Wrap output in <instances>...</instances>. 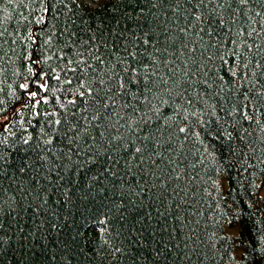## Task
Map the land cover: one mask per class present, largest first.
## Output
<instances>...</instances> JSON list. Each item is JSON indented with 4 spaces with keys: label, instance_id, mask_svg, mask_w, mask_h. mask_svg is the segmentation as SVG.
<instances>
[{
    "label": "trees",
    "instance_id": "obj_1",
    "mask_svg": "<svg viewBox=\"0 0 264 264\" xmlns=\"http://www.w3.org/2000/svg\"><path fill=\"white\" fill-rule=\"evenodd\" d=\"M108 2L99 0L87 13L75 5H70L69 10L57 3L54 7L58 18L52 21L51 30L59 33L67 22L72 30L79 29L84 39L90 33L119 31L118 21L131 23L136 30L135 21H125L121 15L127 0H113L114 8L102 10ZM3 7L5 16L12 14L5 26L14 32L12 24L19 19L17 6ZM170 7L165 5L160 12ZM73 19L75 24L71 23ZM146 19L158 37L164 27L170 26L162 17L158 21L152 16ZM172 19L169 13V22ZM144 20L142 17L141 23ZM25 27L20 25L12 62L9 64L8 57L4 58L6 71L0 84V118L6 116L0 123V157L4 158L0 167V199L4 200L5 209H13L12 215L5 214L4 229L0 231V264H264V109L258 115L250 112L256 117L251 122L243 120L239 113L226 115L231 105L221 104L209 90L207 103L215 104L216 115L206 107L205 123L198 125L192 120L187 140L184 134L168 127L149 129L160 144L163 157L156 167H150L147 159L140 169L134 166L135 161L125 164L120 158L122 150L114 148L117 163L108 165L110 172L103 170L101 159L97 165L84 167L69 184L72 165L65 159L66 125H61L59 138L47 145L45 141L54 133L42 115L34 116V101L28 100L25 91L18 87L28 83V91L35 90L31 81L36 77L24 66L26 62L31 64L24 58L26 52L39 55L41 66L51 75V68L63 62L53 58L45 66L43 57L62 44L53 37L55 47L37 48L30 43L25 46L20 42ZM32 28L35 31V25ZM41 38H46L43 33ZM32 69L37 71L35 65ZM95 71H100L98 66ZM61 76L63 79V73ZM89 79L94 96L103 97L113 87L107 83L99 85L95 76ZM48 83L51 86L54 82ZM56 94L62 102L75 98L67 92ZM170 102H178L174 94ZM77 105L85 107L79 99ZM97 106L93 98H88L87 112L81 114L90 115ZM71 107L75 110V106ZM35 110L61 111L51 98L48 105L41 104ZM164 110L167 111L166 106ZM68 119L75 123L71 116ZM110 134L115 133L105 130L106 137ZM28 137L30 142L25 145L23 140ZM97 148L101 156L108 151L99 143ZM61 164L67 167L60 168ZM53 168L59 169L65 179L57 181V172L50 171ZM37 205L42 210L34 213ZM234 227L236 233L230 231ZM116 248L121 251L115 252Z\"/></svg>",
    "mask_w": 264,
    "mask_h": 264
},
{
    "label": "snow or ice",
    "instance_id": "obj_2",
    "mask_svg": "<svg viewBox=\"0 0 264 264\" xmlns=\"http://www.w3.org/2000/svg\"><path fill=\"white\" fill-rule=\"evenodd\" d=\"M98 2L0 0V84L6 71L4 58L8 57L7 63L12 62L21 24L26 25L25 35L20 37V42L25 46L30 43L37 48L55 47L53 37L62 44L51 55L43 57L45 66L53 58L63 62L51 68V75L41 66L39 55L26 52L24 58L31 60V64L26 62L24 66L31 76L36 77L31 81L35 90L29 92L28 83H21L18 87L25 91L28 100L34 101V116L42 115L49 123L54 134L45 141L47 145L59 138L61 125H66L63 128L64 139L68 141L65 159L72 165L69 184L84 167L97 165L101 159L103 170L110 172L108 165L117 163L113 158L114 148L122 150L120 158L125 164L135 161L134 166L140 169L147 159L150 167H156L163 157L160 144L149 129L153 126L168 127L177 134H184L187 140L190 134L188 125L192 120L198 125L205 123L206 107L212 115H216L215 104L207 103L209 90L213 98H219L221 104L231 105L226 115L239 113L243 120L251 122L256 117L249 113L258 115L264 109V0H127L121 15L125 21H135L136 30L131 23L119 21V31L110 29L107 33H90L87 39L83 38L79 29L72 30L67 22L62 24L59 33L51 30L54 27L52 21L58 18L55 4L61 3L69 10L70 5H75L78 10L87 13ZM4 4L17 6L19 19L12 24L14 32H9L5 26V20L11 18L12 14L4 15ZM165 5L171 7L160 12ZM115 6L113 0H109L102 10H111ZM157 12H160V17L156 16ZM169 13L173 17L170 22ZM148 16L157 21L162 17L164 23L170 26L164 27L158 37L153 24L146 19ZM142 17H145L143 23ZM71 23L75 24V19ZM42 33L46 38H41ZM32 65L36 66L37 71H33ZM97 66L99 72L95 71ZM89 69L93 71L90 73ZM91 76L98 78L96 82L99 85L107 83L113 87H109L103 97L94 96L89 79ZM49 80L54 82L51 86ZM0 91L3 89L0 88ZM57 92H67L69 97L75 98H66L62 102ZM173 94L178 102H170ZM38 96L40 99H37ZM50 98L61 111L42 113L35 110L41 104L48 105ZM88 98H93L98 106L90 115L81 114L87 112ZM77 99L83 102L84 108L77 105ZM71 106H75V110ZM165 106L167 111L164 110ZM69 116L75 123L68 119ZM49 117L52 119L48 120ZM256 122L259 123V120ZM4 127L6 130L8 124ZM105 130L115 134L106 137ZM191 134L199 136L198 132ZM30 139H24L23 143L27 145ZM98 143L108 149L102 156L97 148ZM3 163L4 158L0 157V167ZM64 167L67 165H60V168ZM50 171L57 172V181L65 179L59 169ZM111 174L115 175L114 172ZM96 178L99 179V176ZM160 179L163 182V178ZM3 205L4 200L0 199V231L4 229L5 214H13L11 207L5 209ZM41 210V205L33 208L34 213ZM114 251L121 250L116 248Z\"/></svg>",
    "mask_w": 264,
    "mask_h": 264
},
{
    "label": "rangeland",
    "instance_id": "obj_3",
    "mask_svg": "<svg viewBox=\"0 0 264 264\" xmlns=\"http://www.w3.org/2000/svg\"><path fill=\"white\" fill-rule=\"evenodd\" d=\"M94 5H95V4H94ZM94 5H93V6H94ZM5 120H6V116L0 118V123L4 122ZM229 229H230V228H228V230H229ZM230 231L233 232V233H236V232H237V228H236V227L231 228Z\"/></svg>",
    "mask_w": 264,
    "mask_h": 264
}]
</instances>
